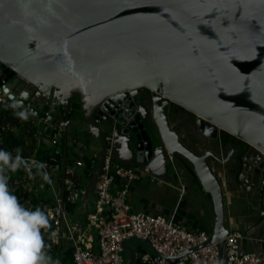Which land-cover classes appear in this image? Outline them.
<instances>
[{
    "label": "water",
    "instance_id": "water-1",
    "mask_svg": "<svg viewBox=\"0 0 264 264\" xmlns=\"http://www.w3.org/2000/svg\"><path fill=\"white\" fill-rule=\"evenodd\" d=\"M0 70L10 81L3 87L8 100L37 119L41 133L63 141L62 156L44 162L60 163L64 175L71 110L80 111L78 125L97 141L83 219L108 149L160 178L170 176L169 157L187 161L216 214L203 246L216 243L223 264L230 231L211 159L231 160L240 202L255 218L250 241L264 262V0H0ZM141 90L152 94L147 115L131 101ZM170 104L195 117L196 150L169 122ZM55 106L64 112L58 129L47 125L57 119ZM221 132L233 138L224 159L213 152L221 147ZM122 247L129 251L127 264H134L135 251L127 242ZM61 249L60 240L45 262Z\"/></svg>",
    "mask_w": 264,
    "mask_h": 264
},
{
    "label": "built area",
    "instance_id": "built-area-1",
    "mask_svg": "<svg viewBox=\"0 0 264 264\" xmlns=\"http://www.w3.org/2000/svg\"><path fill=\"white\" fill-rule=\"evenodd\" d=\"M0 81L2 107L9 100L3 89L7 81L1 70ZM55 143L53 140L52 144ZM8 159L10 169L16 171L20 159ZM96 159L97 154L87 163L92 172L96 168ZM27 161L26 172L32 166L40 167L52 195L53 204L44 205L39 213L52 224L50 247L60 246V240L69 244L73 264H127L122 244L129 240H145L151 249L150 252H142L134 264H218L219 252L216 243L203 246L209 239L205 232H189L161 215L131 212L126 200L131 185L145 176H149L151 182L157 181L149 168L123 166L114 158L111 150H107L101 173L92 190L95 196L94 208L91 213L87 212L84 224L77 230V226L68 222L65 208L82 200L84 190L80 180L75 179L70 169H66L64 175L61 174L59 164L50 165L34 157ZM75 166L82 168L83 163L77 161ZM61 186L63 194H66V204L60 192ZM89 229L96 234L97 252L86 244V233ZM242 238V234L238 232L229 233L224 238L223 264H264L258 253L240 251L239 242ZM187 251L191 252L179 256Z\"/></svg>",
    "mask_w": 264,
    "mask_h": 264
},
{
    "label": "crops",
    "instance_id": "crops-1",
    "mask_svg": "<svg viewBox=\"0 0 264 264\" xmlns=\"http://www.w3.org/2000/svg\"><path fill=\"white\" fill-rule=\"evenodd\" d=\"M14 88H16V86ZM54 108L56 110L57 119H55V122L48 123L47 125L54 129H58L59 123H63L64 121V112L59 106H55ZM42 111L46 112L47 110L43 109ZM25 114L37 128V119L32 118L30 113ZM80 115V111L77 110H73L72 114H70L68 138L72 145H67L65 149L67 152L66 161L68 160L70 162L69 169L73 171V174L80 178V185L84 186V181H86L85 184L87 185L90 180L88 176L92 172L87 163L94 157V155L98 154L99 146L97 149H95V151H92V147H94V145L91 148L89 147L95 141V139L90 134H87V129L85 127L78 125L77 120H79L78 116ZM35 138L37 142L36 145H44L45 151L48 155L53 156L55 153H58L60 156L62 155L63 151L61 152L59 149L60 142L63 143L62 139L58 138L57 143L53 145L51 143L53 138L47 137L38 129L36 130ZM229 139L230 137L227 135L220 136L221 147L213 149V152L221 159H224L229 151ZM183 143L189 148L196 150L197 142L195 139L187 138L183 140ZM240 145V148H243L244 144L241 143ZM89 149L91 151L88 152L87 150ZM113 156L115 159H117L115 154H113ZM77 161H81L83 163L82 168H77L75 166ZM119 163L123 166H132L127 162L119 161ZM230 163L231 160H229L228 165H230ZM228 165H223L214 158L211 159V168L223 186L225 227L230 231V233L238 232L242 234L243 238L239 242L241 252H256L260 254L261 252L259 251V248H257L256 245H253L252 241H250V239L253 237L252 234L254 233L253 227L255 218L250 217L247 214L243 202H240V198L243 196V191L241 187L236 185L233 179L235 172L231 170V166ZM75 168L79 169V171L77 172ZM168 171L170 176L167 178H160L151 173V175L157 178V181L151 182L149 176H145L139 182H135L131 185L126 198L127 203L131 208V212L161 215L172 221L175 225L189 232L201 231L211 236L214 232L216 224L214 204L212 202L211 196L201 187L195 173L192 171L191 164L187 161L179 162L173 160V165H170ZM154 184L157 187H155ZM116 185L119 184L116 182ZM116 187L117 186H114V188ZM233 195H235V197H233ZM90 198H93V210L95 201V196L93 193ZM78 202L79 205H77ZM70 206H77L76 209L80 208L81 200L77 201L75 204L68 205L69 210L71 209ZM254 208V216L258 215V222H260L262 218L259 216V212L262 209L259 203H256ZM89 210L90 205L88 201V211ZM80 218L81 217L79 216L75 222L72 223L77 226V230L81 225L84 224ZM86 235V244H89L92 250L97 252L98 247L96 234L93 230L89 229L87 230ZM129 241H127V245L129 248L135 251L137 257L140 256L142 252H150V249L147 245L139 243L136 240ZM68 246L69 244L64 243L63 250H56L51 255L47 263L43 262L42 260L40 264H49L51 260L54 261V264H73L71 259V248ZM125 253V260L128 261L129 251L126 250Z\"/></svg>",
    "mask_w": 264,
    "mask_h": 264
},
{
    "label": "trees",
    "instance_id": "trees-1",
    "mask_svg": "<svg viewBox=\"0 0 264 264\" xmlns=\"http://www.w3.org/2000/svg\"><path fill=\"white\" fill-rule=\"evenodd\" d=\"M36 130L23 110L10 102L0 107V264H40L51 248L52 224L39 213L44 205L53 204L52 195L40 167L32 166L26 172L27 159L52 157L44 145H36ZM228 141L232 143L233 138ZM59 149H64L62 142ZM8 157L20 159L16 171L10 169ZM66 167L70 168L68 160Z\"/></svg>",
    "mask_w": 264,
    "mask_h": 264
},
{
    "label": "flooded vegetation",
    "instance_id": "flooded-vegetation-1",
    "mask_svg": "<svg viewBox=\"0 0 264 264\" xmlns=\"http://www.w3.org/2000/svg\"><path fill=\"white\" fill-rule=\"evenodd\" d=\"M152 100V94L147 90H141L131 97V101L135 105H142L147 115V110L150 111L149 103ZM137 101V102H136ZM76 102V101H75ZM73 103V100H72ZM169 122L173 125V129L178 133H185V137L195 139L197 137L196 127H195V117L187 115L184 111H179L178 108L170 104L168 109ZM150 119V118H147ZM220 136H226L225 133L220 134ZM241 146V145H240Z\"/></svg>",
    "mask_w": 264,
    "mask_h": 264
},
{
    "label": "rangeland",
    "instance_id": "rangeland-1",
    "mask_svg": "<svg viewBox=\"0 0 264 264\" xmlns=\"http://www.w3.org/2000/svg\"><path fill=\"white\" fill-rule=\"evenodd\" d=\"M137 102V101H136ZM144 124H145V127H146V130H147V132H148V134L150 135V136H152L153 137V133H152V129L154 128L153 127V123H152V120L151 119H149V120H147V121H145L144 122ZM173 126V125H172ZM181 137H182V140H185V139H187L188 137L186 136L185 137V133H183V132H181ZM79 139H82V138H79ZM153 139V138H152ZM153 143H154V139H153ZM94 145V147H92ZM98 143H97V141L95 140L89 147L91 148H93L92 149V151H95V149H97L98 148ZM88 152L89 151H91L90 149L89 150H87ZM116 157V156H115ZM60 170H61V172H63V169L62 168H60ZM75 170L78 172L79 171V169H76L75 168ZM86 181H84V188H85V186H86ZM154 186L155 187H157L155 184H154ZM92 195V192H91V194H90V196ZM92 199L93 198H90L89 197V205H90V210L88 211L89 213H91L92 212ZM77 205H79V202L77 203ZM70 210H69V208H68V205L66 206V208H65V213H66V217H67V220H68V222L69 223H74L75 222V220L80 216L81 218H80V220H82V222H84L83 221V215H82V213L81 214H79L78 213V211H79V209L80 208H78V209H76L77 208V206H70ZM88 234H89V232H88ZM130 242V241H129ZM132 242V241H131ZM69 247V246H68ZM126 253L124 252V254H123V256H124V259L126 258Z\"/></svg>",
    "mask_w": 264,
    "mask_h": 264
},
{
    "label": "clouds",
    "instance_id": "clouds-1",
    "mask_svg": "<svg viewBox=\"0 0 264 264\" xmlns=\"http://www.w3.org/2000/svg\"><path fill=\"white\" fill-rule=\"evenodd\" d=\"M10 81L8 80L7 81V83H9ZM10 102V101H9ZM11 103V102H10ZM11 104H13V103H11ZM24 112V111H23ZM61 139V138H60ZM52 140H55L56 141V143H57V140L56 139H52ZM52 143V142H51ZM55 143V144H56ZM55 144H53V145H55ZM109 150V149H108ZM113 153V152H112ZM114 154V153H113ZM66 155V154H65ZM55 156H60L58 153H55L52 157H50L49 159H53ZM62 156V155H61ZM117 160V159H116ZM40 161H43V160H40ZM118 161V160H117ZM169 161L172 163V165H173V158H171V160H170V157H169ZM119 162V161H118ZM96 163H97V161H96ZM59 165H60V163H58ZM97 165V164H96ZM122 165V164H121ZM129 167H143V166H129ZM60 168H61V166H60ZM66 169H67V167H66ZM94 172V171H93ZM151 172V171H150ZM61 174H63L62 172H61ZM75 175V174H74ZM76 176V175H75ZM2 185V183H0V186ZM18 220L20 221V218H18ZM84 221V220H83ZM20 223V222H19ZM207 234V233H206ZM208 235V234H207ZM210 237V236H209ZM64 243L65 242H63L62 243V248L64 249ZM51 249V248H50ZM149 249H150V247H149ZM62 250V249H61ZM61 250H59V251H61ZM50 251V250H49ZM126 251V250H125ZM124 251V252H125ZM150 251H151V249H150ZM146 252V251H145ZM48 254V253H47ZM46 257V256H45ZM51 257V256H50ZM139 257V256H138ZM138 257L136 256V260L138 259ZM136 260H135V262H136ZM43 262H45V258H43ZM48 262V261H47ZM47 262H45V263H47ZM128 262V261H127Z\"/></svg>",
    "mask_w": 264,
    "mask_h": 264
}]
</instances>
